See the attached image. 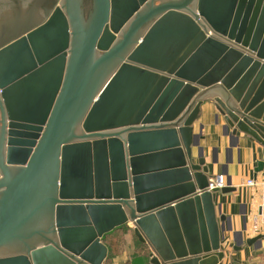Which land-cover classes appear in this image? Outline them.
<instances>
[{
    "label": "water",
    "instance_id": "95a60500",
    "mask_svg": "<svg viewBox=\"0 0 264 264\" xmlns=\"http://www.w3.org/2000/svg\"><path fill=\"white\" fill-rule=\"evenodd\" d=\"M207 96L264 148V0H0V264H221Z\"/></svg>",
    "mask_w": 264,
    "mask_h": 264
},
{
    "label": "crops",
    "instance_id": "0c3cea01",
    "mask_svg": "<svg viewBox=\"0 0 264 264\" xmlns=\"http://www.w3.org/2000/svg\"><path fill=\"white\" fill-rule=\"evenodd\" d=\"M208 98L205 97L193 123L195 145L192 147V160L197 164L199 159H203L207 175H222L223 188L233 190L226 194L220 190L214 191L216 215L226 218L225 224L219 223L221 250L224 252L220 263L264 264V235L253 245L246 243L248 239L260 235H253L249 231L251 219L258 210L259 192L257 188L244 186L247 180H264V148L243 133L237 132L231 136L232 130L226 126L223 116ZM258 162H263V168L257 172ZM128 228L134 234L130 225ZM105 238L102 239L105 246L113 238L120 239V246H123L109 261L106 258L104 264H150L148 248L142 244L147 251L146 258L135 252L131 235H124L118 230Z\"/></svg>",
    "mask_w": 264,
    "mask_h": 264
},
{
    "label": "built area",
    "instance_id": "2783aa9c",
    "mask_svg": "<svg viewBox=\"0 0 264 264\" xmlns=\"http://www.w3.org/2000/svg\"><path fill=\"white\" fill-rule=\"evenodd\" d=\"M213 32L209 29L208 36H211ZM244 186L249 188H257L259 192L258 196V210L251 219L249 231L253 235H264V180L254 181L247 180ZM224 187L223 176L215 175L212 179H209L208 188L210 192L218 191Z\"/></svg>",
    "mask_w": 264,
    "mask_h": 264
},
{
    "label": "trees",
    "instance_id": "16d2710c",
    "mask_svg": "<svg viewBox=\"0 0 264 264\" xmlns=\"http://www.w3.org/2000/svg\"><path fill=\"white\" fill-rule=\"evenodd\" d=\"M118 230H121L124 235H127V234L129 235V233H130L132 239L136 240V242L134 243L135 252L139 253L141 256L146 258V254H145L146 250H145L144 246L137 241V238L134 236V234L132 233V230L130 228H128V226L125 225V226H122L120 228H117V229L113 230L112 232L106 234L105 236H108V235L112 234L114 231H118ZM105 236H104V239H106ZM114 243H116V244H114ZM106 246H107V252H108L106 258H107V261H109L110 258L113 255L117 254L120 250L118 249L119 247H117V241L114 240V238L109 239L107 241Z\"/></svg>",
    "mask_w": 264,
    "mask_h": 264
},
{
    "label": "rangeland",
    "instance_id": "374dc122",
    "mask_svg": "<svg viewBox=\"0 0 264 264\" xmlns=\"http://www.w3.org/2000/svg\"><path fill=\"white\" fill-rule=\"evenodd\" d=\"M125 226V225H124ZM129 235H130V233H129ZM132 240V242L133 243H135L136 242V240H134V239H131ZM117 241V247H119L120 246V239H117L116 240ZM114 244H116V243H114ZM113 244V245H114ZM123 246V244L120 246V248H118L119 250L121 249V247ZM114 247V246H113ZM145 254H147V251L145 252ZM146 257H147V255H146Z\"/></svg>",
    "mask_w": 264,
    "mask_h": 264
}]
</instances>
